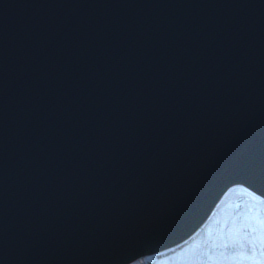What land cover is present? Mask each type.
<instances>
[{"label": "water", "instance_id": "water-1", "mask_svg": "<svg viewBox=\"0 0 264 264\" xmlns=\"http://www.w3.org/2000/svg\"><path fill=\"white\" fill-rule=\"evenodd\" d=\"M236 183L264 197V0H0V264H127Z\"/></svg>", "mask_w": 264, "mask_h": 264}, {"label": "rangeland", "instance_id": "rangeland-1", "mask_svg": "<svg viewBox=\"0 0 264 264\" xmlns=\"http://www.w3.org/2000/svg\"><path fill=\"white\" fill-rule=\"evenodd\" d=\"M231 201L232 204L211 229V234L203 236L206 239L203 242L205 254L197 257L198 264H254L264 260V206L236 198H231ZM188 246L185 243L161 252L145 254L127 264H185L189 248L186 251L182 249ZM180 250L184 253L181 251L175 255Z\"/></svg>", "mask_w": 264, "mask_h": 264}, {"label": "bare ground", "instance_id": "bare-ground-1", "mask_svg": "<svg viewBox=\"0 0 264 264\" xmlns=\"http://www.w3.org/2000/svg\"><path fill=\"white\" fill-rule=\"evenodd\" d=\"M231 198H236L238 200L240 199L243 201L248 200V201L254 202L256 204V206L257 205L261 206V207L264 206V199H263L264 197L261 196L260 194H258L257 192H255L254 190L250 189L249 187H247L243 184H239V183L233 184V185H231V187L229 186L225 190V192L223 193L221 198L218 200L216 205L214 206L210 217L207 220H205L206 222L204 221L205 224H204V222L202 223V224H204V226L202 228H200V230H198L199 227L202 226V224H201L191 234V236L187 240H185V241L183 240L181 243H178L177 245H173L171 247V248H174L176 246L184 245L185 243L189 245L188 247H185L184 249H182V250H185V249L189 248V252H188L189 256H188L187 262L185 264H198L197 257L200 258L201 255L205 254L204 249H203V242H205L206 239H204L203 236L208 234V233L211 234L210 233L211 229L216 226L218 219L221 217L220 215L229 207V205L232 204ZM171 248H169V249H171ZM175 249H177V248H175ZM182 250L178 251L175 255L179 254ZM161 251H164V250H161ZM161 251H159V252H161ZM182 253H184V252L182 251ZM185 257H183V258H185ZM140 258H141V256H140Z\"/></svg>", "mask_w": 264, "mask_h": 264}, {"label": "snow or ice", "instance_id": "snow-or-ice-1", "mask_svg": "<svg viewBox=\"0 0 264 264\" xmlns=\"http://www.w3.org/2000/svg\"><path fill=\"white\" fill-rule=\"evenodd\" d=\"M251 259H252V261H253V257H252ZM254 264H264V260H262V261H258V262H254Z\"/></svg>", "mask_w": 264, "mask_h": 264}]
</instances>
